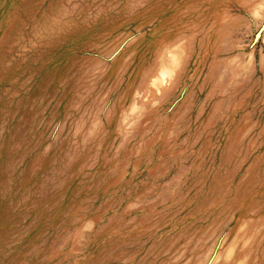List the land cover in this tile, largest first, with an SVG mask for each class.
<instances>
[{"label":"rangeland","instance_id":"1","mask_svg":"<svg viewBox=\"0 0 264 264\" xmlns=\"http://www.w3.org/2000/svg\"><path fill=\"white\" fill-rule=\"evenodd\" d=\"M0 264H264V0H0Z\"/></svg>","mask_w":264,"mask_h":264}]
</instances>
